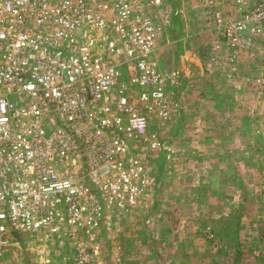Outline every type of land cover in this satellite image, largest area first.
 <instances>
[{
  "label": "built area",
  "instance_id": "obj_1",
  "mask_svg": "<svg viewBox=\"0 0 264 264\" xmlns=\"http://www.w3.org/2000/svg\"><path fill=\"white\" fill-rule=\"evenodd\" d=\"M163 1L0 0V264L50 262L64 240V258L90 264L104 219L152 198L150 156L171 151L152 126L177 82L155 54ZM205 1L215 48L236 58L264 37V0L239 21Z\"/></svg>",
  "mask_w": 264,
  "mask_h": 264
},
{
  "label": "rangeland",
  "instance_id": "obj_2",
  "mask_svg": "<svg viewBox=\"0 0 264 264\" xmlns=\"http://www.w3.org/2000/svg\"><path fill=\"white\" fill-rule=\"evenodd\" d=\"M163 2L165 5H161L162 10L158 11L157 8L153 10L156 14L155 19L163 31L162 38L157 43L156 56L161 62L168 61L162 68L166 72L175 73L177 82L172 83L170 88L173 99L171 118L164 126L157 120L153 124L156 126L152 127V131H157L161 139L169 141L171 148L169 157L161 151H154L150 156L149 165L154 167L157 173L156 187L165 189V193L160 190L156 194V201H172L176 204L181 202L187 206L205 201L208 203L218 201L220 202L219 218L211 221L206 217L202 226L195 228L193 225L188 226L185 217H174L166 221L167 217L163 218L165 210L148 222L147 210H140L137 218L128 217L121 225L113 222L108 226L109 228L107 227L105 241L100 246V255L90 264H118L119 261L121 264H264V51L259 57L256 53L246 55L250 50L247 49L233 58L231 45L223 43L219 48H215L217 30L212 15L216 4H207L205 0H202L207 13V18L203 19L205 24L202 26L212 25L213 27L210 53L203 62V70L206 72L204 76L207 81L212 79L213 75L232 77L234 68L231 69L229 65L241 63L242 60L249 63V74L254 78L246 84L237 83L233 86L242 87L246 91L244 96L233 100L220 96L225 94L223 90L224 88L227 90L226 87L214 93V96L208 95L199 99V94L198 97H193L191 101L196 104L195 106L201 103L203 110L208 111L213 105L212 109L223 111L224 114L211 115L203 111L188 114L187 120L191 125L184 134L183 129L179 130L182 116L179 111L189 96L187 95L189 88L184 95L180 78L186 77L183 72L185 69H189L190 74L194 76L195 72L200 71V66H189L186 60L178 58L177 44L179 42L171 43V47L167 49L163 46L158 51L164 42L163 35L169 31L168 28L176 24L179 26L181 21V18H175L177 14H173L176 7L165 0ZM256 2L253 4L247 0H225L219 1L218 7L221 11L224 7L229 9L230 12L227 15L223 14L226 18L239 21L242 20L245 9L251 8ZM189 3L192 4L191 1ZM235 8L237 13L239 12L238 15L233 12ZM167 9L171 15L170 23L166 22L164 17ZM188 14L185 26L197 27L199 20L194 17V14L193 16ZM263 38H256L252 48ZM189 50L188 62H193L197 55L200 57L196 42L189 47ZM257 51L259 50L255 52ZM243 63L246 65L245 62ZM210 65L213 70L209 68ZM207 87H211L210 82L198 89H210ZM210 92L212 94L213 91ZM188 105L194 107L191 103ZM212 113H214L213 110ZM224 122L238 124V126L221 128ZM216 123L219 124L218 129L217 125L215 126ZM211 124H213L212 127ZM168 127H171V130ZM195 135L205 137L197 147L194 146ZM216 138H219L222 143L217 141L212 145V140ZM188 139H190L189 144L186 142ZM236 139L241 140L239 144L235 141ZM220 143L223 145L220 146ZM141 149V152L146 153L152 151L148 145ZM195 149L198 150L199 160L188 161V153L194 152ZM213 171L215 182L220 190L214 193L211 199L210 194L201 195L198 192L201 187L211 185L210 178L204 181L200 177L201 174L208 175ZM229 185L235 186L237 190L235 194L226 193ZM244 191L247 193L244 194ZM233 203L235 206L232 205ZM185 212L193 214V211ZM211 212L209 208L202 210L203 215L207 216ZM114 228L116 229L113 230ZM28 245L30 246V243ZM65 248H70L67 241L53 243L54 255L49 259L50 262L47 257L40 258L36 252L29 249L25 261L27 264H74V260L64 258L65 254L62 253L65 252ZM67 254L69 255V252Z\"/></svg>",
  "mask_w": 264,
  "mask_h": 264
},
{
  "label": "crops",
  "instance_id": "obj_3",
  "mask_svg": "<svg viewBox=\"0 0 264 264\" xmlns=\"http://www.w3.org/2000/svg\"><path fill=\"white\" fill-rule=\"evenodd\" d=\"M169 3H171L174 7H176V11L174 9V13L173 14H177L175 15V18L180 19L181 21L179 22V26L176 24L174 27L170 26L168 29L169 31L167 33H165L163 35V40L164 41L161 45V47L158 49V51H160V49L165 46L164 49L170 48L171 47V43H178L177 45L179 46V55L178 58L183 61H187V64L189 66H194V65H199L200 66V71L199 72H195L194 76L190 74L189 69H185L183 72L186 74V77H181V82L183 84V88L181 89L184 93V95L187 93L188 88L189 91L187 93V95H189L186 100L183 102V105L180 109V113L182 114L181 118H180V123H179V130H182L185 134L186 129L188 128V126L191 125V123H189L188 119V114L191 113H196L197 111H203L206 112L208 114H213L216 115L217 114H224L223 111H218V110H214L212 109L213 105H211L210 110L205 111L203 110V104H199V106H195L196 104H193V102L191 101L193 97H198V95L200 94V96L198 97L199 99H203V96H208V95H212L214 96V93H216L217 91L221 90L222 88L226 87L227 90L224 88V95H221V97L223 98H228V99H235L237 97H242L246 94L245 89H242V87L240 88H235L233 86H235L237 83H243L246 84L248 81L252 80L254 77L249 74L250 70L248 69V64L246 62V60H242L241 63L237 62V64H232V66L229 65V67L232 69V67L234 68V70L232 69L233 73H232V77L230 78H225L224 76H215L212 79H209L207 81V78L204 76L206 75V72H204L203 67H204V61H206L207 55L210 49V42L212 41V37H213V27L212 25L209 27H203L202 25H204V20L205 18H207V13L205 12V7L202 5V0H165ZM189 1L192 2V4L189 3ZM249 3H255L257 0H247ZM172 8V6H171ZM187 10V11H186ZM229 9L225 8L222 10L223 14H226L230 11H228ZM234 14H237V10L236 8L233 10ZM190 13V14H188ZM192 15L194 14V17H196L199 21H197L198 25L193 26H185V21L186 19V15ZM183 15V16H182ZM230 15V14H229ZM193 16V15H192ZM231 16V15H230ZM240 16V15H239ZM213 17V16H212ZM174 28V29H173ZM264 38L259 40V43L256 44V46L252 49H254L252 51V49L248 50L249 53H247L246 55H255V53L260 57L263 54L264 51ZM197 43L198 47H199V56L197 55V58L193 59V62H188V56H189V47L193 44V43ZM170 44V45H169ZM258 45V46H257ZM256 50H259L257 52H255ZM157 52V51H156ZM156 54V53H155ZM201 54V55H200ZM230 54V53H229ZM158 57V56H157ZM168 61L166 62H161L160 64L161 66L164 68V65H166ZM171 62V61H169ZM246 63V65H244V63ZM164 64V65H163ZM169 65V64H168ZM262 66V65H261ZM211 65H210V67ZM213 70V69H212ZM256 76V75H255ZM220 79V80H219ZM237 81V82H236ZM207 82L211 83V87H207L210 89H198L205 86L207 84ZM190 86H192V88L190 89ZM201 86V87H200ZM210 91H213L212 94ZM210 92V94H209ZM247 96V95H246ZM189 99V100H188ZM188 103H191L192 105H194V107H190L188 105ZM233 104V102H232ZM212 110L214 113H212ZM217 125V129H218V125L219 124H215V126ZM233 125H236V127L238 126V124H230V123H226L224 122L221 125V128H225V127H231ZM156 125H153L152 127H154ZM213 126V124H211V127ZM173 128V127H172ZM169 130H171V127H168ZM174 130V129H173ZM211 131V130H209ZM215 132V131H214ZM169 135L172 136V133L169 132ZM203 138H205L202 135H195V143L194 146H200L201 141H203ZM168 140V139H167ZM170 140V138H169ZM220 141L222 143V141L219 138H216L214 140H212V145H214V142ZM235 141L238 142V144L240 143L241 140L236 139ZM167 142V141H165ZM190 142V139H188V141ZM169 144V141L167 142ZM220 143V146H222L223 144ZM215 146L217 147V145L215 144ZM209 153V152H208ZM214 153V151H213ZM212 153V155H213ZM201 154V153H200ZM205 154V153H204ZM210 155V154H207ZM187 160L189 161L190 159L193 160L194 162H197L198 159V150H194V152L192 153H188L187 155ZM193 157V158H192ZM154 168V167H153ZM153 173L154 176L157 177V173L155 172V170L153 169ZM215 171V169H214ZM214 171L210 172L207 174L203 173L201 174L200 177L203 178V180H207V178H210V184L211 185H206V187H201L199 190V194L204 195V194H210V197L212 199V195L214 193H218L220 188L219 186L216 184V180L214 177ZM160 190H163V193H165V189L162 188H158L156 187V185L153 187V196L151 198V200H149L147 203H142L140 206L138 207H134L132 208L130 211H121L116 209L114 212H111L109 214L108 217H106L103 221V225L101 227V229L98 232V254L95 256L97 257L98 255H100V246H102L103 242L105 241V236H106V229H108L109 225H111L113 222L115 224H123L125 220L128 219V217H135L137 218L140 214V210L144 211L147 210V215L146 217L148 218V222L153 220V218L156 217V215L162 211L165 210L163 213V218H165L166 221L173 219L174 217L180 218V217H185V219L187 220L188 226L191 227V225L195 226V228H198L200 226H202V223L205 221V218L208 217L210 218L211 221H213L215 218H219V204L220 202L218 201H211L210 203H208L207 201L200 202L197 203V205L194 204H190V205H184L181 202H176L173 203L172 201H161V202H157V198H156V194L159 193ZM235 191L237 192L235 186H230L228 187L226 193L228 194H235ZM245 192L247 193V191H244L243 193L245 194ZM155 198V199H154ZM237 203V202H235ZM235 203H233L232 205L235 206ZM210 204V206H208ZM187 206V207H185ZM191 206V207H190ZM203 208L207 209L209 208L212 212L207 215H203L202 210ZM185 211H193V214L190 212H185ZM195 211V212H194ZM132 215V216H130ZM175 220V219H174ZM118 225V226H119ZM117 226V225H116ZM108 227V228H107ZM112 229V228H111ZM116 228H114L113 230H115ZM193 229V228H192ZM119 234H120V230H119ZM67 241V243L70 245V248H65V252H63L62 254L68 255L67 253L69 252V255H73V244L71 241L69 240H64ZM60 242V241H59ZM101 255H102V250H101ZM118 264H121V262L119 261Z\"/></svg>",
  "mask_w": 264,
  "mask_h": 264
}]
</instances>
